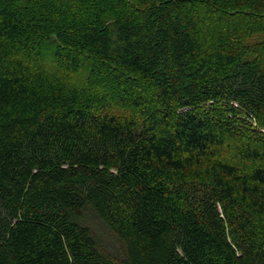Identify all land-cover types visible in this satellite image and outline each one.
<instances>
[{
    "label": "trees",
    "instance_id": "1",
    "mask_svg": "<svg viewBox=\"0 0 264 264\" xmlns=\"http://www.w3.org/2000/svg\"><path fill=\"white\" fill-rule=\"evenodd\" d=\"M126 1L0 0V264H264V0Z\"/></svg>",
    "mask_w": 264,
    "mask_h": 264
},
{
    "label": "rangeland",
    "instance_id": "2",
    "mask_svg": "<svg viewBox=\"0 0 264 264\" xmlns=\"http://www.w3.org/2000/svg\"><path fill=\"white\" fill-rule=\"evenodd\" d=\"M103 1L107 2L108 0H96L99 6ZM110 2L114 4L115 0H110ZM83 4L85 5V2H83ZM78 8L80 10V7ZM82 11H85V10L83 9ZM198 13L199 15L205 16L204 20L200 22L201 20L200 19L199 20L200 24L198 23V28H200V30L202 29V27H205L202 34H200L199 36L201 40L203 39L204 32L206 30H208L210 34H215L214 32L217 31V29H220V31L224 29L223 35L227 38H230V40L236 44L237 48L242 50L241 53L243 54V56H255L261 53L262 51H264V16H261V15L258 16L248 11H240V12H234L230 14L229 16H227L225 20L214 22V19H213L215 18L214 15L208 16V15H204L205 13L203 12H198ZM111 21H113V17L111 16L108 17V19H106V22L108 23ZM204 49L205 51L210 49V44L205 45ZM205 51L203 50L202 53H204ZM202 53L201 55H203ZM41 62L42 63L44 62L43 64H45L46 60L43 59V61ZM84 74H85L84 70H81V71H78V74L76 76L74 77L71 76L68 79H70L74 84H77V82L83 83L84 82L83 80H85ZM251 123H252V126L255 127L253 120L251 121ZM199 172L202 173L200 175H204L202 171L199 170ZM199 179L201 180H195L194 178L187 179V182H188L187 186L193 185L191 186V188L197 191V192H192V198L190 199L191 202L197 201L198 199L203 197L204 188L207 189L208 187L207 184L204 183V181L206 182V179H202V178H199ZM215 206L217 208L218 214L220 215L222 220L225 222L226 230L229 232L232 229L230 227L231 225L230 223L232 220L230 218L228 220L226 219V213H229V212L228 211L226 212L223 209V206L220 205V203L218 202H215ZM234 226H235V223H233V227Z\"/></svg>",
    "mask_w": 264,
    "mask_h": 264
}]
</instances>
